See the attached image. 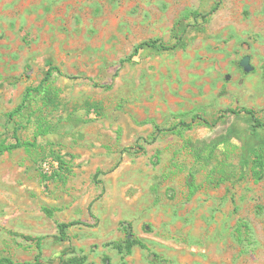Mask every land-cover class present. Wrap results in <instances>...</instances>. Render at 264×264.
Segmentation results:
<instances>
[{
  "label": "rangeland",
  "instance_id": "obj_1",
  "mask_svg": "<svg viewBox=\"0 0 264 264\" xmlns=\"http://www.w3.org/2000/svg\"><path fill=\"white\" fill-rule=\"evenodd\" d=\"M228 108L264 117V0H0V143H35L0 155V258L264 264V127ZM124 220L150 249L105 245Z\"/></svg>",
  "mask_w": 264,
  "mask_h": 264
},
{
  "label": "trees",
  "instance_id": "obj_2",
  "mask_svg": "<svg viewBox=\"0 0 264 264\" xmlns=\"http://www.w3.org/2000/svg\"><path fill=\"white\" fill-rule=\"evenodd\" d=\"M217 8H218V6L216 5L212 9V12L216 11ZM145 46L163 49V50H168V49H171L174 47V46L172 47V46H169V45L163 43L160 39H151V40H147V41H143V42L139 43L136 46L135 51L138 52L139 49H141ZM128 59H131V57ZM53 69H58V68H50L47 75L43 78V80L38 85H36L34 87H28L27 88V92L24 96L23 101L15 108V110H13L10 113V115L13 116L15 113L19 112L23 107H25V105H26L29 97L32 95V93L40 91L46 85V83L53 76ZM225 112H228L230 114H239L241 112H245V113L251 115V117L254 119V121H255L254 127H256V128L264 127V117H260L258 115L257 111L252 109V108H242V109L228 108L227 110H225ZM197 120L199 123L206 124L208 126H214L215 123H217V121H218V120H214V122H213L211 120L204 118L201 115L196 114V115H194L192 122H186L185 120H182L180 122V125H182L183 128L190 129V128H192L194 121H197ZM17 129H19V128H16V132H15V136H14L16 139L15 142L6 143L5 141H3L0 143V155L4 154L7 151H12V150L20 148V147H30V146L35 145V143L32 142L31 140H24L20 136H18L17 135ZM156 129L158 131L162 130V128L160 126H156ZM172 130H175V129H172ZM140 148L144 149L143 146H140ZM254 153L256 155L257 161H259L262 164L263 157H264L263 153H261L257 149L255 150V148H250V149L246 150V154H248L249 157ZM248 156L247 155L245 156L246 160H248ZM188 186L190 187L192 192L197 187V185L195 184V180H194L193 175H190V178L188 180ZM80 223H82V222L77 221V220L60 223L58 227L60 230L61 238L65 239V237L67 236L66 235L67 228H69L73 225H76V224H80ZM121 228H122V231L124 233V238L122 240H115V241L107 242V243H105L106 246L114 247L121 254H123V256L132 254L133 250L136 246H140L142 248L150 249L148 244L142 238H140L136 235L132 222H130L128 220L122 221L121 222ZM42 239H43V237L37 238V247L39 249L41 248ZM153 254L158 256V254H155V253H153ZM39 257H40V255L38 254L37 260H39ZM105 260L106 261L109 260V257L105 256ZM85 263H86V257L85 256H81V257L73 256V257H70L68 259H62L60 262V264H85ZM0 264H32V263L18 262V261L13 260L12 258L6 256V257L0 258Z\"/></svg>",
  "mask_w": 264,
  "mask_h": 264
},
{
  "label": "built area",
  "instance_id": "obj_3",
  "mask_svg": "<svg viewBox=\"0 0 264 264\" xmlns=\"http://www.w3.org/2000/svg\"><path fill=\"white\" fill-rule=\"evenodd\" d=\"M44 168H45L46 171H49V170H50V164H49L48 161H46V162L44 163Z\"/></svg>",
  "mask_w": 264,
  "mask_h": 264
}]
</instances>
